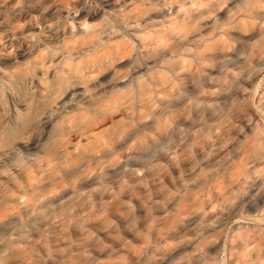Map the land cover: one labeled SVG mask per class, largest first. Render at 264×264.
Masks as SVG:
<instances>
[{
    "label": "clouds",
    "instance_id": "obj_1",
    "mask_svg": "<svg viewBox=\"0 0 264 264\" xmlns=\"http://www.w3.org/2000/svg\"><path fill=\"white\" fill-rule=\"evenodd\" d=\"M0 264H264V0H0Z\"/></svg>",
    "mask_w": 264,
    "mask_h": 264
}]
</instances>
